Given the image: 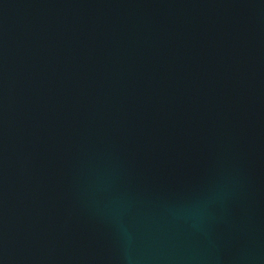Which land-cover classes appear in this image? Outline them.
<instances>
[{"label": "water", "instance_id": "1", "mask_svg": "<svg viewBox=\"0 0 264 264\" xmlns=\"http://www.w3.org/2000/svg\"><path fill=\"white\" fill-rule=\"evenodd\" d=\"M0 264H264V0H0Z\"/></svg>", "mask_w": 264, "mask_h": 264}]
</instances>
